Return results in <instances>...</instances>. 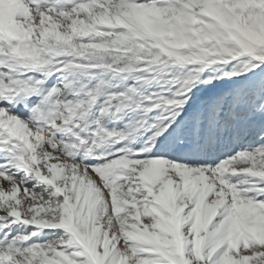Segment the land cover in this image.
<instances>
[{"label": "snow or ice", "instance_id": "obj_1", "mask_svg": "<svg viewBox=\"0 0 264 264\" xmlns=\"http://www.w3.org/2000/svg\"><path fill=\"white\" fill-rule=\"evenodd\" d=\"M0 264H264V0H0Z\"/></svg>", "mask_w": 264, "mask_h": 264}]
</instances>
